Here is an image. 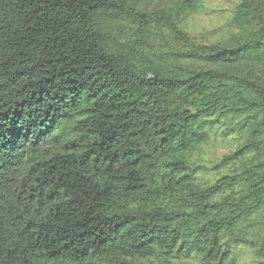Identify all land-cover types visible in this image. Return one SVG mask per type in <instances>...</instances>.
Returning a JSON list of instances; mask_svg holds the SVG:
<instances>
[{
    "label": "trees",
    "instance_id": "trees-1",
    "mask_svg": "<svg viewBox=\"0 0 264 264\" xmlns=\"http://www.w3.org/2000/svg\"><path fill=\"white\" fill-rule=\"evenodd\" d=\"M0 0V264H264V0Z\"/></svg>",
    "mask_w": 264,
    "mask_h": 264
},
{
    "label": "rangeland",
    "instance_id": "rangeland-1",
    "mask_svg": "<svg viewBox=\"0 0 264 264\" xmlns=\"http://www.w3.org/2000/svg\"><path fill=\"white\" fill-rule=\"evenodd\" d=\"M136 4L149 7L155 2L169 0H135ZM240 0H203L202 10L189 13L181 21V27L192 38L210 43L225 38L230 29L229 16Z\"/></svg>",
    "mask_w": 264,
    "mask_h": 264
}]
</instances>
